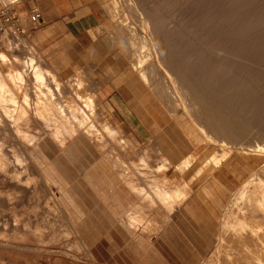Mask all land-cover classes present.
Instances as JSON below:
<instances>
[{"label":"rangeland","instance_id":"obj_1","mask_svg":"<svg viewBox=\"0 0 264 264\" xmlns=\"http://www.w3.org/2000/svg\"><path fill=\"white\" fill-rule=\"evenodd\" d=\"M135 1L139 5L137 9L140 8L141 14L144 13L142 16L147 15L145 18H149L148 22L152 25H148L149 28L157 33L159 31L158 40H163L165 48L169 49V52L165 49L168 57L166 61L172 71L176 69L178 85L179 82L180 87L187 85L191 97L197 94L202 96L205 103L209 102L205 107L201 108L196 103L185 109L180 104L181 100L175 101L172 97L171 88L167 89L169 83L158 70L151 74L155 79L148 72L149 84L142 81L139 69L132 64V59L136 57L134 50L139 45L131 44L133 40L129 39L132 31L141 37L145 30L133 5L131 7L120 0H0V48L6 51L2 40H17L27 46L32 45L45 63L61 76L76 78L81 75L86 94L90 93L97 101V93H100L104 99L103 102L97 101L100 102L97 104V125H101L107 115L105 119H110V124L122 131L120 135L126 143L119 146V141L117 143V140L105 137V148L112 151L107 153L120 158L117 170L126 167V171L116 172L86 138L68 139L65 147L44 139L37 145H25L21 149L10 132L8 136L4 134L5 138L2 137L0 144L4 149L8 148L11 160L6 165L10 174L0 172V221L9 226L7 230L0 227V235L4 237L0 238V264H242L240 257L245 251L243 240L239 242L241 239L232 235V232L228 234L232 229L228 226L227 232L223 220L227 221L224 218L229 217V210H234L232 204L239 202L233 198H237L235 193L242 183L255 178L257 171L263 174L261 169L264 168V160L261 152L256 151V146L264 144V0ZM35 7L41 13L38 22L30 18L31 9ZM227 10L229 13L224 12ZM225 15L235 19L236 23L233 24L236 26ZM245 22L246 28L243 26ZM201 24L205 25V29ZM230 30L232 33H228ZM252 32H260L259 41L257 35L252 36ZM228 34H235L240 42L232 39L236 41L235 44L230 40L232 35L229 37ZM214 38L221 39H216V42H222V45L216 43ZM247 40L253 44L251 47ZM253 40L258 42L255 47H252ZM220 45H227L229 52L213 50ZM131 54L133 58H129ZM237 54H243L242 58L239 59L240 55L238 57ZM260 82H263L262 85ZM163 84L166 87H162ZM193 91L197 94L194 95ZM207 105H211L214 116L219 117H215L214 131L205 117ZM193 118L205 128L210 127L199 130V137L190 133L191 124L196 121ZM219 122L222 125L225 122L223 126L227 125L226 128H220ZM196 126L200 128L198 124ZM207 129L228 143L218 142V146L207 144ZM109 144L113 147L109 148ZM149 146H154V151L159 148L166 151L167 155L170 153V157L177 162L190 154L196 157L192 167L185 173L167 165L157 174L160 178H171L167 185L188 187V197L199 195L193 198L194 205L187 202L182 206L181 212L176 214L177 218L170 215L168 207H163L152 196V181L144 182L131 169V163L139 162L135 159L137 153L139 156L149 152ZM225 149L228 153L222 157ZM150 153L152 151L144 155L151 163L157 164L159 160ZM214 153L220 155L217 165L206 162ZM18 155L29 165L27 172L21 173L23 186L10 181L14 167L18 166ZM199 168L204 170L200 172ZM119 172L123 173V177L124 172L129 174L124 179L133 178V182L137 179L133 184L137 188L144 186L151 196L144 199L135 196L129 187L124 186ZM119 180L124 185L115 186ZM27 181H30L29 184ZM123 202L128 209L123 206ZM178 202L181 205V201ZM177 203H173V210L179 208ZM131 213L140 216L133 224L127 220ZM15 218L19 220L21 236L14 233L15 227L12 226L18 221ZM121 225L128 226L133 232H126ZM13 239L17 243H13ZM232 247L236 251L240 249L239 252L243 249L241 253L237 252L239 258Z\"/></svg>","mask_w":264,"mask_h":264},{"label":"bare ground","instance_id":"obj_2","mask_svg":"<svg viewBox=\"0 0 264 264\" xmlns=\"http://www.w3.org/2000/svg\"><path fill=\"white\" fill-rule=\"evenodd\" d=\"M121 1H125L130 6L133 5L134 7H136V8L133 7L135 10L139 6L136 3L135 0H120V2ZM197 1L199 2V0H197ZM237 2H239V1H237ZM214 4H216V3H213V5ZM116 5H118V4H116ZM227 6H229V5H227ZM136 12L138 14V17H140L139 20H141V22L143 24V27H144L143 29L145 30L144 31L145 34L142 35L141 37H139V36L137 37L136 33H134L133 31L131 32V30H130V32L133 33L132 34L133 37L131 36L132 38L130 37V39H129V40L132 39L133 41L132 42L130 41V43L131 44L133 43V45L135 44V46H137V44H138L139 47L138 48L135 47L137 49H136V51L134 50V53H135L136 57L133 58L132 57V54H131V56H129V58L130 57L133 58L132 59V64H134L136 66V68L139 69L138 72H140V76L142 77V81H145V82L150 81L148 72H151V73H149L150 74V77H151V74H153L155 72V70H158V71H160L162 73L161 76H163V78L167 80V83H169L170 86H168L167 89H170L171 88V91L170 90L169 91L172 94H174L172 97L175 99V101L176 100H181L180 101L181 102L180 104H182V106L185 109H189L190 106L193 107V105L196 104V103H197L196 105L197 106H200L201 108H203V106L205 107V105L207 103H209V102L205 103V100L202 98V96L199 97L198 94H197V92H195L197 94V96H196L195 93H194V91H193V93H194L195 96L194 97H191L190 96L191 94H189V92L187 90L188 89V87H186L187 85H184L185 87L183 85L180 87L179 86V85H181L180 82H179V85H178V78H179V76L176 75V73H175L176 69H175V71H172V68L168 65L169 63L166 61L167 60L166 58H168V57H166V51H167L168 48L167 49L165 48L166 45L164 46V44L162 43V42H164L163 40L161 42L157 38V36L159 35L158 34L159 31L157 33L156 31L155 32L152 31L154 29H150L149 28L150 26L152 27V25L149 24L150 22H148L149 18L148 17L145 18V16H147V15L142 16L144 13L141 14L142 12L140 11V8H138L136 10ZM224 12L227 13L228 10L227 11H224ZM155 14H156V11H155ZM232 14H230V15H232ZM215 15H217V14H215ZM247 15H248V13H247ZM203 17L205 18V16H203ZM232 17H233V15H232ZM234 17H235V15H234ZM246 19H245V21H248ZM234 20L235 19H230V17H229V21H233L232 24L234 22L236 23V21H234ZM236 20H237V18H236ZM151 21H153V20H151ZM202 21H203V18H202ZM220 21H221V19H220ZM251 22H252V20H251ZM258 22H260V21H258ZM212 23H214V22H212ZM223 23L225 24L224 21H223ZM250 23H248L249 24V27L252 24V23L251 24ZM205 24H207V22H205ZM209 24H208V26H209ZM148 25H150V26H148ZM201 25L203 26L204 24H201ZM228 25H230V23ZM233 25H235V24H233ZM126 26H128V25H126ZM204 26L202 28H204ZM243 26H245L244 28H246V22H245V25H243ZM243 26L241 28H243ZM199 27H201V26H199ZM212 27H214V25ZM254 27H255V24H254ZM254 27H253V29H254ZM211 28H210V31H211ZM255 29H257V28L255 27ZM134 31H136V30L134 29ZM214 31L216 32V29H214ZM242 31L244 32V30H242ZM128 32H129V29H128ZM215 32H213V34ZM142 33H143V31H142ZM228 33H232V30H230ZM244 33H243V35H244ZM259 33L260 32H258V33H255L254 32L252 34V36L257 35L256 37H258V34ZM235 34L234 35L233 34H228V36L229 35H232L233 36V37L231 36V39L230 40H232V39H234V40L236 39L237 40L238 39L237 36H235ZM236 35H238V34H236ZM245 35H246V33H245ZM226 36H227V34H226ZM222 37L224 38L225 36H223V34H222ZM245 37L248 39L249 36L247 37V35H246ZM214 39H215V42H216V39L217 38H214ZM227 39H229V38H226V40ZM239 39L237 41H239ZM250 39H248V40H250ZM256 39L258 40L259 37L256 38ZM217 40H221V39L218 38ZM226 40H224V41H226ZM234 40H232V41L236 44V41H234ZM2 42H3L2 45H5V47H6L5 48L6 51L3 50L2 48H0V128L2 130V134H0V140H2V137H3L4 134L6 135L7 133L10 132L14 136V138L16 139L17 143L20 145L19 147L22 149V148H24L25 145L26 146H31V147L34 146V145H37V144L41 143L44 139H49L50 141L56 142L58 144V146L65 147L68 139H71L72 140V139H75V138H81V137H83V138H86L87 141L90 144H92V146H94V148L96 149V151L98 153H100V155L102 156L101 158H103V160L105 162L109 163L113 167L112 169L116 170V172H118L119 170L122 172L124 169H126V167H125L124 169L117 170L119 168L118 166H119V164L121 162L120 161V158H116L114 155L111 156V154H108L110 150L107 151L106 148H105V146L107 145L105 137H107V139H110V140H113V139L114 140H117V143H118V141L120 143L119 146H123L122 144H124L125 141H124L123 137L120 135L122 131L117 126L111 125L110 124V119H108V118L105 119V117L107 115L104 117L103 123L101 125H99V126L97 125V122H98L97 121L98 118H96L97 104L99 105V103H100V102H97V101L98 100H102L100 93H97V99L98 100L95 101L93 99V96L90 95V93L89 94H86L84 79L82 78L81 75L79 77H76V78H73V77H65V76L63 77V76H61L60 73H57L54 69H52L50 66H48L47 63H45V61L42 59V57L40 56V54L35 50V48L32 45H28L27 46V45H25V43L17 42V40L16 41H13V42H12V40L11 41L10 40H2ZM217 42H219V41H217ZM253 42H254V46H252V47H255V43L257 41L255 42L253 40ZM227 43L229 44V41H227ZM234 43H232L233 45L230 43V45L235 46ZM220 44L222 45V42ZM224 44H225V42L223 43V45ZM237 44H238V42H237ZM243 44H244V47H245L244 50H246L245 43H243ZM247 44H249L250 47H251V45H253L251 43V41L250 42L248 41ZM257 44H258V42L256 43V45ZM211 45L213 46V44H211ZM221 45L219 46V48L217 47L218 49L217 48H213V47H211V48H213V50L214 49L220 50V51H218L220 53H221L222 50H224V51L226 50L225 52H227V51L229 52L230 49L227 50V45H225L226 47H223V46L221 47ZM259 46H260V44H259ZM259 46H258V48H259ZM165 49H166V51H165ZM249 50H251V48ZM247 51H245V52H247ZM167 52H169V49H168ZM241 52H243V51H241ZM257 52L258 51L256 50V53ZM134 53H133V55H134ZM167 54H169V53H167ZM243 54H239L240 57L237 54L238 57H239V59L242 58L241 56ZM243 57H246V56L244 55ZM129 58L126 59V61H127V62H125L126 64L128 63V59ZM246 58H248V57H246ZM246 58H244V60H243L244 61V64H246L245 63L246 62ZM231 59H234V58L231 57ZM260 59H261V57H260ZM241 60H239V61H241ZM247 60H250L251 61L250 58H248ZM180 62H181V60H180ZM256 62H255V64H256ZM180 64H182V63H180ZM262 64H264V63H262ZM252 66H254V65H252ZM257 67L259 68V66H257ZM180 72H177V74H179ZM254 76H255V74H254ZM151 80H153V79H151ZM147 83L149 84V82H147ZM262 83H261V85H262ZM164 84H163L162 87H166V85L164 86ZM160 85L161 84H159V86ZM154 88L156 89V87H154ZM193 88H190V89H193ZM196 90L197 89L195 88V91ZM190 91H192V90H190ZM94 94H95V92H94ZM175 103H177V102H175ZM207 107L208 108L206 110V114H205L206 116L205 117L208 120L209 126L212 127V130H213V128L216 125L215 120H217L219 117L218 116H214V108H212L211 105L210 106L207 105ZM190 112H191V110H190ZM218 115H219V113H218ZM215 117L216 118L218 117V118L216 119ZM220 118H222V117H220ZM185 120H187V119H185ZM193 120H196V119L193 118ZM188 122L190 123L191 121L188 119ZM193 122L195 123V125H194V123L191 124V127L192 128L190 130V133L191 134L198 135L197 137H199V134L201 133L200 132L201 130L203 131L204 129H206V128L209 127V126L208 127L206 126V128H205V125H203L201 122H198V120L193 121ZM184 123L182 122V124H184ZM189 123H187V126H189ZM219 123H221V122H219ZM219 123H218V125H220ZM196 124H198V126L200 128H198L196 126ZM206 125H208V124H206ZM223 125H225V122H223ZM223 125L221 123V125L219 127L221 128V126H223ZM226 126H223V127L226 128ZM228 126H230V125H228ZM232 126L233 125H231V128L230 127L229 128L232 129L233 128ZM217 127L218 126H216V128ZM192 129H194L197 132H194V130H192ZM218 130H221V129H218ZM207 131L209 133V134H207L208 137H206L207 144H210V145L211 144H214V146H216L218 142L228 143V142L225 141V139L220 140L219 138L215 137L218 134L217 135H214L212 133V131L211 130H208V129H207ZM220 132L221 131H219V133ZM204 135H206V134H204ZM7 136H8V134H7ZM7 136H6V138H7ZM3 138H5V137H3ZM2 142L3 141H1V143ZM129 143H130V141H129ZM113 144H115V143H113ZM147 145H146V147H148ZM223 145H225V144H223ZM2 146L3 145L0 144V172L7 175V174H10V173H8V170H7L6 165H8V163H10L9 161L11 159L9 160V156H8L9 155V153H8L9 151L7 152V149L8 148L7 149L6 148L4 149ZM110 146H112V145L109 144V148H110ZM115 146H118V145H115ZM256 147H258L256 149V151L261 152L262 157H263V160H264V144L263 145H257ZM109 148H107V149H109ZM21 149L19 151H21ZM226 149L224 150V152H222V157L224 156V154H227L228 153V152H225ZM9 150H10V148H9ZM254 150L255 149H253V151ZM151 151H152V153H150V154H154L156 156V159L159 160L157 162V164L151 163L150 160L146 157L147 155L146 156L144 155V154H147V153H149ZM110 152L112 153V151H110ZM149 152H146V153L144 152L143 155L139 153L140 154L139 156H138V153L136 152L138 157L136 156L135 159L137 158V160L139 162H133V163H131V166H132L131 169L133 170V173L136 172L137 174H139V176H140L139 178L141 180H143L144 182L145 181L146 182H151L152 181V190H153L152 191V196H154L157 200H159L160 201V204L163 207H165V208L168 207L167 208L168 209V212H170V215H172V213H173L172 211H174L173 210V207H174L173 206V203L174 202L177 203V201H181V204H183L182 202H184V201H186L188 199V195H189V193L187 195V189H188V187H187V189H185L184 187H182V185L181 186L180 185H177V186H173L172 185V186H170V184L167 185V182L171 178H169V177L167 178L166 176H163V177L160 178L159 175H157V174L159 172H161L162 170L166 169L167 165H169V167H171V168H175L179 172L185 173L187 170H189L192 167V165L194 163L193 160L194 159L196 160V157H195L194 154H190V155L186 156L184 159L182 158V160H180V161L177 162L172 157H170V155H167L166 152L164 150H162V149L157 148L154 151V146L149 148ZM215 152H216V149H215ZM247 153H248V151H247ZM215 154L216 153H214L212 156H210L206 162L207 163L210 162V164H213L214 163L216 165H217V163L219 164L220 163V155L219 154L218 155H215ZM10 155H11V153H10ZM23 155H25V154H23ZM22 157L24 158V160H26L25 159V156H22ZM152 157H153V155H152ZM133 158H132V160H133ZM12 159H13V157H12ZM121 159H123V158H121ZM16 160L18 161L17 162L18 166H16L17 168L13 166L14 167V174L11 176L10 181L13 182V183H15V185L23 186L25 184L23 183V178L21 176L23 174H21V173L22 172H27L26 170L28 169V166L29 165L28 164H25V162H23V160L19 157V155L16 157ZM123 165H126V164H123ZM139 165H144V166H142V167L140 166L139 167ZM199 169H200V172H202L204 170L203 168H199ZM263 169L264 168L261 169L263 171V174L257 171V173L255 174V178L252 177L251 179H248L244 183H242L243 185H241L240 189H238V191H236V193H235V194L238 195L237 198H233V199L239 200V202L237 201L236 203L232 204L233 206L231 205L234 208V210H236V211L229 210V212L227 214V215H229V217L224 218L227 221H224L223 220V222H225V223H223V225L227 227L226 228L227 229V232L229 231L228 230V226L231 227L229 229H232L228 234H230L232 232L233 233V234L231 233L232 235H234L237 238L241 239L239 242H241L243 240V243L242 244H243L244 248L243 247L242 248L246 252L245 251L242 252L243 249L241 251L242 253H244V255H241L242 257H240V258H242L241 259L242 260V264H264V170ZM127 170H128V167H127ZM124 171H126V170H124ZM126 173L127 172H124L125 176L127 177V175H129V174L126 175ZM130 173H132L131 170H130ZM120 174L122 175L123 173H120ZM121 175H119V177H121V179L123 178L124 184L126 185V187H129L130 190L134 194H136L137 196H140L142 199L151 196L150 195V192H148L147 189L143 188L144 186L137 188V186H135L133 184L137 179L134 180V182H133L132 181L133 178H129L128 177V178H125L124 179L125 176L123 177V175L122 176ZM130 176H131V174H130ZM28 178H30V177H28ZM134 178H135V174H134ZM46 180H47V178H46ZM29 182L27 181L28 184H29ZM184 184H183V186H184ZM149 188H151L150 185H149ZM13 189L15 190V188H13ZM145 190H147V191H145ZM1 191H2V189H1ZM15 194L17 195V192ZM12 200H13V198H12ZM179 203L180 202H178L177 204H179ZM224 214H226V213H224ZM138 217H140V216H136V215H133L131 213L129 215V217H128L127 220H129V222L131 224H133L138 219ZM227 218H229L230 220H228ZM15 219L18 220V218H15ZM18 222H19V220L17 222H15L13 224V226H12V227H15V232L14 233H18L17 236L20 235L19 234L20 233V230H19L20 228H18V226H19L18 225ZM8 226L9 225L2 224V222L0 221V227H3L1 229L7 230L8 229ZM12 229L14 230V228H12ZM1 231H3V230H1ZM11 232H13V231H11ZM4 233H5V231H4ZM1 237H3V234L0 235V238ZM12 237H14V236H12ZM25 237H27V236H25ZM11 238L9 239V241H11ZM29 238H32V237H29ZM5 239H6V237H5ZM32 239H30V240H32ZM15 240H16V238H15ZM18 240H21V239H18ZM231 240H234V239H231ZM2 241H4V240H2ZM12 241H13V243L16 242V241L14 242V239ZM23 241H25V240L23 239ZM0 244H1V242H0ZM235 244H236V242H235ZM6 245H8V244H6ZM233 247H236V245H234ZM239 251H240V249H238V251H236L234 249V252L238 256V258H239V255H240L239 253H241ZM237 252H239L238 253L239 255L237 254ZM230 255H231V253H230ZM232 256H235V255H232ZM234 258H236V256ZM226 260H229V259L226 258ZM237 261H239V260H237ZM232 263H235V261L232 262ZM240 263H241V261H240ZM225 264H227V263H225Z\"/></svg>","mask_w":264,"mask_h":264},{"label":"crops","instance_id":"obj_3","mask_svg":"<svg viewBox=\"0 0 264 264\" xmlns=\"http://www.w3.org/2000/svg\"><path fill=\"white\" fill-rule=\"evenodd\" d=\"M102 98V97H101ZM103 100L104 99H102V102H103ZM101 102V103H102ZM166 152V151H165ZM167 153V152H166ZM169 155H171L170 153H168ZM173 155H175L174 153H172ZM117 184H122V185H124L123 184V182H121L120 180L119 181H117V183H115V186L117 185ZM124 186H126V185H124ZM132 192V191H131ZM133 193V192H132ZM135 196H137V195H135ZM138 197V196H137ZM195 197H199V195L198 194H193V195H191V196H189L188 197V199L186 200V201H184V202H182L183 204H181V205H179L178 207V209H175L174 211H172L173 212V214H172V216H174V217H176V214L178 213V212H181L180 211V209L182 208V206L184 205V204H186L187 202V204H190V205H194L195 203H194V201H195V199H193V198H195ZM125 203L123 202V206L125 207V208H127L128 206H125L124 205ZM128 209V208H127ZM122 210H121V206H120V212H121ZM115 215H116V213H114ZM121 214V213H120ZM170 214V213H169ZM168 214V215H169ZM117 217H118V214H117ZM173 217V218H174ZM115 218H116V216H115ZM177 218V217H176ZM174 219V220H177L178 221V219ZM116 221L118 220V218H116L115 219ZM121 222V221H120ZM121 227H123L124 229H125V231L127 232H130V233H132L133 231L128 227V226H123V225H121ZM115 230H117V229H115Z\"/></svg>","mask_w":264,"mask_h":264},{"label":"built area","instance_id":"obj_4","mask_svg":"<svg viewBox=\"0 0 264 264\" xmlns=\"http://www.w3.org/2000/svg\"><path fill=\"white\" fill-rule=\"evenodd\" d=\"M30 18H31L33 21H35V22L40 21V19H41V13H40V11H39L38 8L35 7V8H32V9H31Z\"/></svg>","mask_w":264,"mask_h":264}]
</instances>
